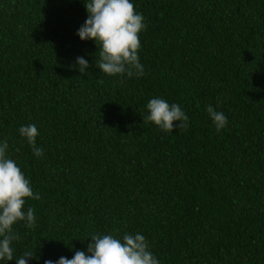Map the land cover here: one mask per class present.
Segmentation results:
<instances>
[{
	"label": "trees",
	"instance_id": "1",
	"mask_svg": "<svg viewBox=\"0 0 264 264\" xmlns=\"http://www.w3.org/2000/svg\"><path fill=\"white\" fill-rule=\"evenodd\" d=\"M88 2L0 0V144L40 195L0 264H57L94 234L138 232L159 264H264V0H131L146 25L132 77L95 66L100 45L77 35ZM153 98L187 129L146 121Z\"/></svg>",
	"mask_w": 264,
	"mask_h": 264
},
{
	"label": "clouds",
	"instance_id": "2",
	"mask_svg": "<svg viewBox=\"0 0 264 264\" xmlns=\"http://www.w3.org/2000/svg\"><path fill=\"white\" fill-rule=\"evenodd\" d=\"M88 18L78 30L81 41L93 40L99 44V61L95 66L108 76L127 75L143 76L144 68L138 55L141 47L140 33L145 29L144 17L136 12L131 0H89L85 4ZM79 72L85 74L89 64L83 57H77ZM103 83V81H99ZM148 115L145 120L163 131L172 132L175 128L187 129L188 116L177 104H169L162 98H153L147 104ZM206 111L220 131L228 118L209 105ZM175 122H179L176 124ZM182 122V123H181ZM32 147L36 157L43 156V149L36 146L38 129L35 125L22 126L19 129ZM9 145L0 144V261H12L14 241L20 236L13 226L19 221H26V227L35 225L34 210L29 207L25 212L26 199L39 200L34 194L30 181L17 163L6 157ZM93 243L88 245L87 254L76 251L72 259L61 257L57 264H159L156 256L149 250L145 236L125 233L116 238L113 235H93ZM33 259L31 252H25L15 264H27ZM45 264H53L51 260Z\"/></svg>",
	"mask_w": 264,
	"mask_h": 264
}]
</instances>
